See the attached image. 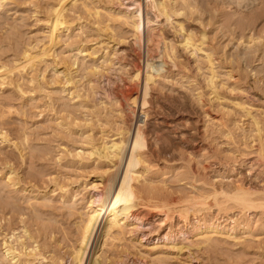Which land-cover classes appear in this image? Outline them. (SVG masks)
Here are the masks:
<instances>
[{"label":"rangeland","instance_id":"1","mask_svg":"<svg viewBox=\"0 0 264 264\" xmlns=\"http://www.w3.org/2000/svg\"><path fill=\"white\" fill-rule=\"evenodd\" d=\"M3 2L0 209L6 208L7 218L0 210V264H11L3 242L14 240L13 230L23 234L24 225L34 236L25 242L43 249L45 264H53L51 259L72 264L78 227L91 196L108 178V162L88 151L136 124L141 102L136 107L130 103L134 114L121 98L134 90L143 94L134 64L145 73L148 56L164 59L166 66L151 84L150 106L142 116L148 145L135 187L140 201L148 202L141 207L147 215L135 226L100 236L102 263L264 264V208L247 211L232 197L236 180L245 178L257 193L252 194L255 203L264 204V149L259 154V137L264 139V0L169 3L182 7L183 14L161 26L150 43L146 28L139 42L125 22L134 14L126 9L135 6L133 0ZM149 4L141 3L142 15L156 19ZM63 16L73 24L53 36L52 24ZM177 21L185 29L205 31L196 55L181 46ZM165 39L169 48L161 52ZM82 48L87 52H79ZM208 55L216 71L215 91L208 86ZM65 67L72 71L70 83ZM92 67L98 71L91 72ZM254 118L263 129L260 134ZM8 168L19 176L16 188L5 177ZM217 186L229 196L214 194ZM161 203L170 209L156 207ZM211 224L219 229L199 233ZM167 231L172 237H165Z\"/></svg>","mask_w":264,"mask_h":264},{"label":"bare ground","instance_id":"2","mask_svg":"<svg viewBox=\"0 0 264 264\" xmlns=\"http://www.w3.org/2000/svg\"><path fill=\"white\" fill-rule=\"evenodd\" d=\"M3 1L4 0H0V5H2ZM144 1L145 3H150L151 6L154 8V12L156 13V16H155L156 19H153L151 16L148 15V13H146L147 16L145 17H144V14L142 15L141 3H144ZM211 1L213 2V0ZM223 1L228 2V3H231L232 1L236 2V0H214V3H222ZM251 1L254 3L255 0H251ZM169 3H201V0H133V4H135V6L134 7L125 6V8L127 7L126 9L128 12H130V14L133 13L132 10H134V14L133 16L128 17V19L130 18L129 20H126L125 18V22L130 24V26L132 27L134 37H135L134 39L140 42L142 39V34L144 33V30L146 28L147 29V40H148V43H150L151 40L153 41L154 37H157L155 36L156 32L157 31L159 32V30L161 29V26L168 25V24L170 25L171 23L173 24L172 17L176 15L178 16L183 11L181 12L182 7L176 8L174 7V5L172 6ZM175 6L177 5L175 4ZM160 17H162L161 20L159 19ZM71 23L73 24V22L67 19L66 16H63L62 20H59L56 23H53L52 24L53 36L57 34V32L60 30L68 31L70 27L72 26ZM176 26L179 27V30L182 33L181 34L182 38L180 41L181 46H183L187 50L189 49L193 55H196L198 51L202 50L201 45L205 40V36H206L205 31L203 30L195 31L194 29H191V28L185 29L182 21H177ZM80 47L81 46H79L78 49H80ZM163 47H164V51L162 50L161 52H165V50L167 51L169 48V45L167 44L166 39L164 41ZM173 49H175V47ZM79 52L83 53L87 51L82 48ZM160 54L163 55V53H160ZM164 56L165 55H163V57ZM208 57H209L208 61L210 62V71H211V74L208 80L209 82L208 86H210L215 91L214 80H215L216 71L213 70V66H212L213 61L211 57L209 55ZM161 59L156 60L153 57L148 56V58L145 61V73H142V69L140 66L134 64L135 78L138 80L143 79V84H144L143 94L140 95V92L138 90H134V91L131 90L132 92H129L128 95L126 94L127 96L124 95V97H122L121 99L123 101V104L129 109L132 108L130 107V103H132V105L136 107L138 102L139 104L141 102V113L137 115L138 117L136 120L137 121L136 124L128 127L129 128L128 130H124V129H122L121 131L119 130V132L116 134V137L113 138L110 142H107L104 144L102 143L101 146L92 145V147L88 151L89 156L92 157L94 155L96 156V158L105 159L106 162H108L106 170H105L108 173V178L107 180L103 181V184L101 185L103 186V188H101L100 190L98 189L97 193L91 196V201H90V205L88 208V212L86 215H84L85 217L83 218L81 225L79 224L80 225V227H78L80 228L79 238L77 242L75 241V244L73 245L71 249L72 250L71 252L72 264H103L100 259V256H101L100 254L102 252L98 254V249H97L99 246L100 236L103 235V236L108 237V235L109 234L111 235L112 231H114L115 229L123 228V225H134L135 226L136 223L134 221L141 222L142 218L147 215V212L144 213V211L141 210V207L147 208L148 202L145 203V201L144 202L140 201L141 195L139 196L138 194L139 192L137 190V187H135L136 185L135 183L136 181H138L139 168L143 161L144 150L147 148L146 145H148L146 144V130L144 128L145 124L142 122L144 121L143 119L147 116L146 110L150 106L149 97H150V92H151V84L154 82L156 75H159L165 69L164 66H166L165 65L166 61L164 62L163 61L164 59L162 60ZM90 70L91 72L94 71L95 73V71H98V67H92L90 68ZM62 72L67 82L68 83L72 82V79H73L72 71L68 69V67H65V69ZM131 111L135 114V109H131ZM143 115L145 116L144 118L142 117ZM254 123H256L255 125H257L258 134H260L261 130L263 129L260 126L259 120L254 118ZM259 138L261 141V142L259 141L260 147L258 146L259 154L260 152L262 154L263 153L262 151L264 149V139L262 137H259ZM77 153L80 154L81 150H79ZM15 173L16 172L14 171V168H8V171H6L5 177H7V181L13 184L14 186L13 185L12 186L16 188V186L20 184L21 182L20 180H17L19 176L16 179L17 175H15ZM236 181H237L236 182L237 184L235 187H233L234 194L232 195V197L237 200V203L239 202V204L242 206L243 209H247V211H253L256 207L264 208L263 202H262L263 205H259L255 203V201L258 199L256 198L255 200L252 197V194H257V193L256 191L251 190V186L248 184L245 178L244 179L238 178ZM263 185L264 184L262 183V187ZM260 187L259 189L258 188L256 189L260 190ZM213 191H214V194L216 195L221 193V194H224L225 197L229 196L228 195L229 193L227 194V192L220 186L215 187V190ZM263 195L261 197L262 200H264ZM151 202H154V201H151ZM155 205H158V204H155ZM160 205L162 206L158 205L156 207L158 208L161 207L162 209H165V210L170 209L169 203H161ZM171 205H174V203ZM193 206L192 208H195ZM3 208L4 207H2V209ZM2 209L0 210L2 211ZM5 209L6 208H4V210ZM149 209H152V208L149 207ZM3 211L1 212L2 214L4 213ZM187 211L188 210H186V212ZM166 213L167 212H164L165 215H167ZM1 216L0 218L2 220L6 217V215H4V218H2ZM11 217L13 218L14 216H11ZM179 218L181 217L179 216ZM181 219L184 221H187V216ZM1 221H0V224H1ZM15 222L14 221L11 222L12 225ZM5 223H6V219H5ZM8 223H10V220H8ZM10 224L9 226L11 227L12 225ZM10 227L9 229H11ZM218 229H219V225L211 224L210 226H205V228H203L201 232L199 233H205L209 231L216 232ZM6 230L8 231V229ZM22 232L24 233L23 234L15 233V230H13L12 233L10 232L11 233L10 238H14L15 241L17 240V242H19V245L21 247H16L17 242L13 244L14 240H11V241L5 240L3 242L4 257L11 264H45L44 260L47 257L44 255L43 249H40L41 247L38 244H35L37 240L36 239L34 240L35 246L31 244L32 247L25 242V238L27 239L29 238L30 240L34 239L33 234H31L32 231L30 232L28 227L24 225ZM46 233L48 232L46 231ZM171 235L172 234L170 231H167V233H165L166 238L172 237ZM101 249H102V246H101ZM61 257H63V255ZM51 260L53 264H56L55 259H51Z\"/></svg>","mask_w":264,"mask_h":264}]
</instances>
